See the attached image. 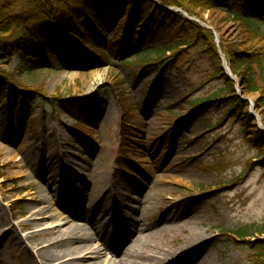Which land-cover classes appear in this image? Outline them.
Instances as JSON below:
<instances>
[{
    "label": "rangeland",
    "instance_id": "rangeland-1",
    "mask_svg": "<svg viewBox=\"0 0 264 264\" xmlns=\"http://www.w3.org/2000/svg\"><path fill=\"white\" fill-rule=\"evenodd\" d=\"M226 2L217 0L219 8H195L192 16L177 6L169 9L209 27L218 54L224 55L220 43L238 52L264 53V0H250L247 6L250 18L262 20L256 22L257 35L245 34L238 21L226 17V11L239 9ZM130 15L126 10L113 21L105 8L96 14L104 43L89 32L91 52L105 51L108 60L79 53L66 33L44 41L38 49L21 44L15 54L0 52V70L10 74L21 90L30 91L20 117L7 88L0 86V250L4 253L0 264H37L34 246L43 240L40 232L61 221L62 212L67 213L66 221L81 222L60 210L59 205L65 206L63 192L55 195V185L45 186L49 176L57 182L62 177L73 190L82 191L85 199L78 201V206L90 202L106 224L111 214L95 203L99 184L111 180L120 190L135 183L130 185L132 193L144 201L153 221L173 208L204 212L202 224L191 220L187 228L212 238L209 264H251L254 248L264 240V235L257 234L264 229V138L249 141L231 114L221 120L232 94L224 91L221 81L205 82L210 72L205 57L190 56L187 66L168 62L162 73V62L139 68L129 64L131 59L121 65L122 58L111 50L109 42ZM132 52L130 55L136 54ZM150 57L156 61L153 54ZM199 82L204 84L196 87ZM237 82L234 94L252 101L259 120L255 118V123L264 129L262 110L258 109L261 96L243 94L242 82L238 78ZM119 89L124 91L123 99L116 95L121 93ZM213 94L212 99H206ZM50 147L54 153L43 157ZM147 152L154 154L157 163L149 160ZM159 179L174 183L159 185ZM129 206L133 204L126 198L125 210L118 218L116 215L123 222H109L106 234L114 233L117 226L122 232L130 226L132 216L125 214ZM42 209L52 217L48 222H39ZM79 224L80 230L92 234L87 222ZM153 231L160 236L151 243L157 248H173L184 236L167 230L162 223ZM237 233L244 237L238 238ZM9 235L12 241H7ZM15 237L23 239V247ZM102 239L89 242L92 250L102 253L96 262L114 264L119 251L112 256ZM126 245L119 250L123 252Z\"/></svg>",
    "mask_w": 264,
    "mask_h": 264
},
{
    "label": "trees",
    "instance_id": "trees-1",
    "mask_svg": "<svg viewBox=\"0 0 264 264\" xmlns=\"http://www.w3.org/2000/svg\"><path fill=\"white\" fill-rule=\"evenodd\" d=\"M156 1L168 8L177 6L191 16L195 8L203 11L217 7V0ZM249 1L227 0L226 5L239 9L231 13L226 11L228 12L226 17L238 21L245 34L257 35L260 31L256 22L262 20L257 21L249 17L247 13ZM253 1L261 2V0ZM104 8L110 12L113 21L122 12L131 11L122 29L117 31L109 42L114 53L122 58L121 65H125L126 60L131 59L133 61L129 64L137 65L139 68H147L152 63L155 65L162 62V73L168 62L169 64L178 62L179 65L187 66L190 56L205 57L210 69L205 82L221 81L224 91L232 94V102L221 115V120L231 114L239 123L241 132L248 135L249 141L264 138V131L256 128L254 118L247 111L248 104L234 94L233 82L224 74L212 32L177 13L156 6L151 0H0V52L15 54L21 44L38 49L44 41L56 38L62 33H66L75 42L78 51L91 52L93 49L92 41L88 37L89 32L98 42H104L103 33L96 20V14ZM148 46L153 48L148 49ZM220 49L232 74L241 80L243 94L258 93L261 96L258 100V109L262 110L260 113L264 121V53L238 52L230 46L225 47L224 43H220ZM132 51L136 54L130 55ZM99 53L98 59H109L104 52ZM151 54L155 56L156 61L151 59ZM166 54L170 57H166ZM203 84L204 82H199L196 87ZM121 85L122 82L119 87ZM0 86L7 88L18 115L22 117L20 112L30 91L21 90L10 74L1 70ZM119 91L121 93L116 95L119 99H123L124 91L122 89ZM214 95L206 99L210 100ZM257 234L264 235V229ZM237 237L242 239L244 235L237 233ZM254 249L256 254L251 264H264V240Z\"/></svg>",
    "mask_w": 264,
    "mask_h": 264
},
{
    "label": "bare ground",
    "instance_id": "bare-ground-1",
    "mask_svg": "<svg viewBox=\"0 0 264 264\" xmlns=\"http://www.w3.org/2000/svg\"><path fill=\"white\" fill-rule=\"evenodd\" d=\"M219 36V34H217ZM67 72H62L61 75H66ZM252 102V101H251ZM2 141V140H1ZM6 143V142H2ZM3 144L0 143V148ZM47 150V151H46ZM54 148L50 147L45 149L42 154L43 157L49 158L54 153ZM146 151V150H145ZM148 153V152H147ZM149 160L154 163V154L148 153ZM152 155V156H151ZM160 161V160H159ZM157 163V162H155ZM156 165V164H155ZM158 165V164H157ZM48 169L52 167L50 164ZM127 176V175H124ZM62 178V177H61ZM59 178L55 179L53 176H49V179L45 178V186L55 185L53 194L61 195L63 192V202L65 206L59 205L60 210L68 211L76 220L81 222H87L90 225V233H85L78 228L80 225L77 222H71L67 213L62 212L59 222L55 223L51 227L44 228L40 234L43 236V240L34 246L36 253L37 264H98L96 259L101 256V251L92 250V244L89 243L93 239H100L103 237V246H106L107 251L115 256L119 251V256L114 264H207L209 258V245L212 243V238L207 239L204 235L194 229H188L187 226L191 220L196 221L199 225L202 224L205 219L204 212H192L193 210H187L185 212H178L176 209H170L167 214L161 217L158 221L150 219L148 213V207L144 205V201L138 196H134L133 187L135 183H129L128 186L118 189V184L114 180H111L110 184L100 183L98 192V198L95 204H100L102 211H108L111 214L109 222L122 223L123 221L116 219L120 216L124 209V202L126 198H129V202L133 204L131 209L125 214H131L130 226L121 231V227L117 226L114 233H105L107 230V224L103 222V218L100 216V212L93 207L90 202H82L77 204L78 201L85 199V194L79 190H73V185L68 181ZM117 180V178L115 179ZM129 182V180H127ZM114 183V184H113ZM169 179H159V185L173 184ZM108 184V185H107ZM46 191L50 194V188L46 187ZM132 193V194H131ZM131 194V195H130ZM134 196V197H133ZM150 199V198H149ZM41 204H44L42 200H39ZM118 208L121 210L119 211ZM177 211V212H176ZM129 212V213H128ZM42 215L40 221L48 222L52 217L46 215L44 209L40 210ZM186 216L185 219H181L182 216ZM120 218V217H119ZM70 221V222H69ZM162 223L167 230H177L184 234L180 241H177L173 248H157L152 246V242L160 238L157 232L153 231V227ZM120 225V224H119ZM104 233V234H103ZM134 234H137L134 236ZM6 235V234H5ZM36 235V234H35ZM34 236V235H33ZM96 236V237H94ZM7 241H12V235L7 236ZM15 242L22 247L23 239L15 237ZM127 243V245L120 251V246ZM113 245L112 248L109 245ZM109 247V248H108ZM30 254V253H29ZM92 256V259L86 258ZM69 257V260H65ZM4 258L3 251L0 250V261ZM209 264V263H208Z\"/></svg>",
    "mask_w": 264,
    "mask_h": 264
},
{
    "label": "water",
    "instance_id": "water-1",
    "mask_svg": "<svg viewBox=\"0 0 264 264\" xmlns=\"http://www.w3.org/2000/svg\"><path fill=\"white\" fill-rule=\"evenodd\" d=\"M151 1H153L156 5H158V3H157L155 0H151ZM159 7H162V6H159ZM162 8H164V9L170 11L169 8H165V7H162ZM189 20H192V19H189ZM194 21H195V20H194ZM196 23H198L200 26H202V27H204V28H206V29H208V30H211V29H210L209 27H207L204 23H201V22H199V21H196ZM213 33L215 34V32H213ZM216 35H217V34H216ZM216 35H215V36H216ZM219 55H220V58L224 60V56L221 55L220 53H219ZM226 70H227V72H228V74H227L228 77L233 79V77L231 76V74H229V69H226Z\"/></svg>",
    "mask_w": 264,
    "mask_h": 264
}]
</instances>
